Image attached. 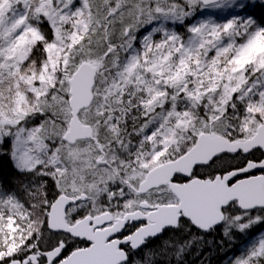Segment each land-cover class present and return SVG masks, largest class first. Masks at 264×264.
Wrapping results in <instances>:
<instances>
[{"label": "snow or ice", "instance_id": "6c2138e0", "mask_svg": "<svg viewBox=\"0 0 264 264\" xmlns=\"http://www.w3.org/2000/svg\"><path fill=\"white\" fill-rule=\"evenodd\" d=\"M254 7L0 0V264H264Z\"/></svg>", "mask_w": 264, "mask_h": 264}, {"label": "trees", "instance_id": "16d2710c", "mask_svg": "<svg viewBox=\"0 0 264 264\" xmlns=\"http://www.w3.org/2000/svg\"><path fill=\"white\" fill-rule=\"evenodd\" d=\"M255 7L251 9L257 17L264 16V7H260L261 0H249ZM17 179L16 173L12 169L7 160H0V182H15ZM215 240H222L224 237L221 230L218 228L213 237ZM234 248L229 250L227 244L221 250L218 247H204L203 253L197 255L195 247L191 250L190 254L185 258V264H200L201 260H205L207 264H227L228 258L233 254Z\"/></svg>", "mask_w": 264, "mask_h": 264}]
</instances>
